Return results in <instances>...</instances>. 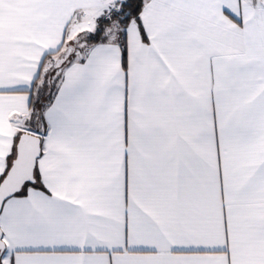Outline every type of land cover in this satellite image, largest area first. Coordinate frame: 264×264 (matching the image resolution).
I'll return each mask as SVG.
<instances>
[{"label": "snow or ice", "instance_id": "6c2138e0", "mask_svg": "<svg viewBox=\"0 0 264 264\" xmlns=\"http://www.w3.org/2000/svg\"><path fill=\"white\" fill-rule=\"evenodd\" d=\"M0 264H264V0H0Z\"/></svg>", "mask_w": 264, "mask_h": 264}]
</instances>
